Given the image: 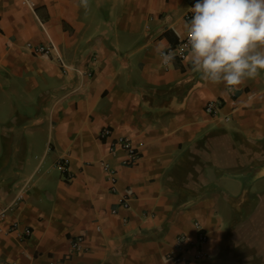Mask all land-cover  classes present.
<instances>
[{
	"label": "crops",
	"instance_id": "1",
	"mask_svg": "<svg viewBox=\"0 0 264 264\" xmlns=\"http://www.w3.org/2000/svg\"><path fill=\"white\" fill-rule=\"evenodd\" d=\"M195 3L0 0V264H177L169 254L179 234L196 239L195 221L209 240L191 264H225L223 187L238 178L224 172L264 142V72L232 91L203 80L180 47Z\"/></svg>",
	"mask_w": 264,
	"mask_h": 264
},
{
	"label": "clouds",
	"instance_id": "2",
	"mask_svg": "<svg viewBox=\"0 0 264 264\" xmlns=\"http://www.w3.org/2000/svg\"><path fill=\"white\" fill-rule=\"evenodd\" d=\"M190 11L183 59L203 80L232 91L264 72V0H196ZM155 52L164 65L175 60L170 45L158 43Z\"/></svg>",
	"mask_w": 264,
	"mask_h": 264
},
{
	"label": "rangeland",
	"instance_id": "3",
	"mask_svg": "<svg viewBox=\"0 0 264 264\" xmlns=\"http://www.w3.org/2000/svg\"><path fill=\"white\" fill-rule=\"evenodd\" d=\"M259 146L251 151L246 148L243 159H232L231 173L224 172L228 177L238 178L237 183L223 187L225 201L234 209L225 264H229L231 252L232 256L242 258L236 264H264V142ZM254 154L257 155L252 157ZM241 164L243 171H236Z\"/></svg>",
	"mask_w": 264,
	"mask_h": 264
},
{
	"label": "built area",
	"instance_id": "4",
	"mask_svg": "<svg viewBox=\"0 0 264 264\" xmlns=\"http://www.w3.org/2000/svg\"><path fill=\"white\" fill-rule=\"evenodd\" d=\"M194 16V13L191 11L187 12L185 14V19L190 20ZM29 49H32V51L39 55H49L52 53V46H46V45H39L34 46L29 44ZM180 47L183 50V56L186 53L188 49V44L186 39H184L180 43ZM220 107V103L217 101H210L208 105L206 106V110L210 114H215L217 110ZM111 134L110 128H104L101 132V137H107ZM118 143L127 151V158L125 160V164L127 165H134L139 162L141 158V153L136 149V147L133 145L132 140L128 137H124L118 141ZM60 168L63 170V172L68 173L69 168V161L68 159H62L60 162ZM110 171V170H109ZM112 175V179L115 180V171H110ZM69 177H71L69 174H67ZM22 198L18 197L16 202L18 203ZM125 206H127V202H124ZM4 214V210L0 212V220L2 219V216ZM195 228L197 230V237L196 239L190 243V238L186 234H179L177 237L176 242V248L179 250L178 253H170L169 258L175 262V263H183V264H191L193 261H200L206 257V254L203 251V246L208 242V232L206 228L203 226V224L200 221L194 222ZM27 235H30V231L28 230ZM85 242V237L80 235L78 237H75L71 240V248L75 251H80L83 248V244ZM190 244H189V243ZM188 245L186 246V244ZM189 246V248H188ZM193 249L194 253L192 256L189 255V251Z\"/></svg>",
	"mask_w": 264,
	"mask_h": 264
}]
</instances>
